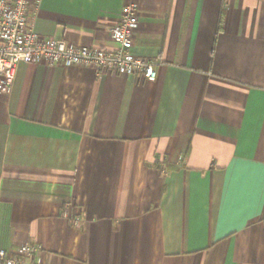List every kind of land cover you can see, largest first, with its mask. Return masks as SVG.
<instances>
[{"label":"crops","instance_id":"obj_1","mask_svg":"<svg viewBox=\"0 0 264 264\" xmlns=\"http://www.w3.org/2000/svg\"><path fill=\"white\" fill-rule=\"evenodd\" d=\"M127 5L153 82L41 61L0 93V250L264 264V0H40L33 29L114 50Z\"/></svg>","mask_w":264,"mask_h":264},{"label":"built area","instance_id":"obj_2","mask_svg":"<svg viewBox=\"0 0 264 264\" xmlns=\"http://www.w3.org/2000/svg\"><path fill=\"white\" fill-rule=\"evenodd\" d=\"M40 0H0V93H9L21 63L64 67H90L97 72L108 71L118 77H129L153 82L156 79L155 61L133 54L132 32L137 28V9L134 5L123 6L118 22L107 29L114 50L80 48L63 40L39 36L33 29L35 10ZM76 223V221H75ZM37 249L25 244L19 249L20 256L29 259L27 264H41L35 258ZM1 264H24L7 257L0 250Z\"/></svg>","mask_w":264,"mask_h":264}]
</instances>
